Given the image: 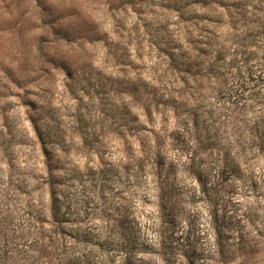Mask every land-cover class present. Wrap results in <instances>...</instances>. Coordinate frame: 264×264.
Returning a JSON list of instances; mask_svg holds the SVG:
<instances>
[{
	"label": "rangeland",
	"instance_id": "obj_1",
	"mask_svg": "<svg viewBox=\"0 0 264 264\" xmlns=\"http://www.w3.org/2000/svg\"><path fill=\"white\" fill-rule=\"evenodd\" d=\"M204 1L0 0V264L65 249L90 264H264V158L249 148L234 176L219 167L260 104L241 114L198 75L173 95L188 108L167 101L177 52L263 46L264 0ZM51 187L58 246L44 239Z\"/></svg>",
	"mask_w": 264,
	"mask_h": 264
},
{
	"label": "trees",
	"instance_id": "obj_2",
	"mask_svg": "<svg viewBox=\"0 0 264 264\" xmlns=\"http://www.w3.org/2000/svg\"><path fill=\"white\" fill-rule=\"evenodd\" d=\"M203 3L208 7L217 4V6L229 9L224 4H221L219 0L204 1ZM242 45L241 46L243 48L241 50H233L231 53L232 56H229L230 58H227L224 54L226 47L218 46V44H214V47H209L204 50V55L207 59L205 60V58H203L202 61H196V58L193 56H184L183 53L177 52V57L172 56L173 59L168 65L170 67L169 74L173 76V79L170 80L173 84V88L170 93L173 92V94L171 96H167V101L175 98V96L173 97L175 92L179 93L176 98H180L184 94H189L187 91L192 90L193 87L189 82V77L198 75L207 79H211V77H213L220 80L221 84L217 88L219 91L218 93H224L223 95L227 94L229 99H233L231 103L239 108L238 112L241 114L246 113L247 110L251 111V104L247 105L246 101H257V103L260 104L257 112H252L253 115L251 114L248 116L247 120L245 117V120L239 118V121L243 122L244 125L238 138H236V140L232 143L235 148L233 153L235 155L232 157L233 159H231V161H228L227 157L221 159V165L219 166L220 172L221 174L226 173L229 176H234L241 170V165L244 164L242 156L249 148L256 149L255 152L264 158V44L263 46H259V44ZM164 97V94L160 93L155 97V107H158L159 104L163 105L166 103L162 102ZM169 107L174 111L177 107L188 108L189 106L188 101L186 100H180V102L172 100V104ZM161 111L162 118L165 123L170 116L166 113V110L162 109ZM147 112H149V109H147ZM199 122L200 120L197 114H194L192 119L194 133H198L200 130ZM159 130L162 134L159 135V139L157 138L160 142L155 140V142L157 141V145L159 147H157V159L154 162L158 168L163 169L162 160L159 158V149H162L165 137L168 135L163 134L166 133V129ZM204 137L206 138V136ZM199 142H201V140ZM247 143L249 144L247 145L248 147L245 146ZM196 172L197 181L206 190L208 188V182L203 179L204 168ZM159 177L161 176L159 175ZM163 177L164 179H161L160 183L167 186L168 173ZM211 186H213V183H211L209 187ZM47 207L49 217L48 220H43V225L46 223L50 226V229L49 234L44 235V237H46L44 239L47 241L46 246H52L53 243L56 242L57 243L55 245L58 246L60 240L58 233L61 232L60 224L65 221V213L61 210L60 198L54 187H51L50 189ZM59 255L61 257L56 258V262L50 260V262L47 261V264H90V261L81 259L80 257L75 256L72 251L68 252L66 249ZM28 260L29 255L27 254L21 255L16 251L9 254V264H32L27 262Z\"/></svg>",
	"mask_w": 264,
	"mask_h": 264
}]
</instances>
